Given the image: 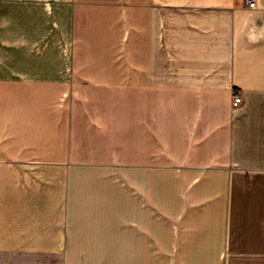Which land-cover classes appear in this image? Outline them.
<instances>
[{"label": "crops", "instance_id": "0c3cea01", "mask_svg": "<svg viewBox=\"0 0 264 264\" xmlns=\"http://www.w3.org/2000/svg\"><path fill=\"white\" fill-rule=\"evenodd\" d=\"M0 264H264V0H0Z\"/></svg>", "mask_w": 264, "mask_h": 264}, {"label": "built area", "instance_id": "2783aa9c", "mask_svg": "<svg viewBox=\"0 0 264 264\" xmlns=\"http://www.w3.org/2000/svg\"><path fill=\"white\" fill-rule=\"evenodd\" d=\"M244 3L246 6L250 8L256 7V0H244ZM242 102V96L239 93L237 89L233 90V95H232V103L233 105H238Z\"/></svg>", "mask_w": 264, "mask_h": 264}]
</instances>
